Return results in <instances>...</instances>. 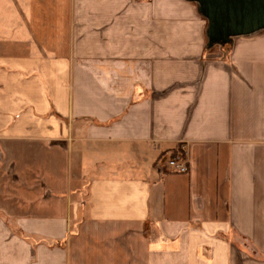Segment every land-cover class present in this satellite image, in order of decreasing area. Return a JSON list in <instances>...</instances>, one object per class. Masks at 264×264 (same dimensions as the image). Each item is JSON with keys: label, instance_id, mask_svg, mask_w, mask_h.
I'll return each instance as SVG.
<instances>
[{"label": "crops", "instance_id": "1", "mask_svg": "<svg viewBox=\"0 0 264 264\" xmlns=\"http://www.w3.org/2000/svg\"><path fill=\"white\" fill-rule=\"evenodd\" d=\"M0 264H264V31L0 0Z\"/></svg>", "mask_w": 264, "mask_h": 264}, {"label": "water", "instance_id": "2", "mask_svg": "<svg viewBox=\"0 0 264 264\" xmlns=\"http://www.w3.org/2000/svg\"><path fill=\"white\" fill-rule=\"evenodd\" d=\"M196 3L208 21L210 45L229 46L234 39L264 30V0H185Z\"/></svg>", "mask_w": 264, "mask_h": 264}, {"label": "built area", "instance_id": "3", "mask_svg": "<svg viewBox=\"0 0 264 264\" xmlns=\"http://www.w3.org/2000/svg\"><path fill=\"white\" fill-rule=\"evenodd\" d=\"M148 1V0H142ZM167 170L173 174H186L189 171V167L182 155L171 157L167 162Z\"/></svg>", "mask_w": 264, "mask_h": 264}, {"label": "trees", "instance_id": "4", "mask_svg": "<svg viewBox=\"0 0 264 264\" xmlns=\"http://www.w3.org/2000/svg\"><path fill=\"white\" fill-rule=\"evenodd\" d=\"M198 7H199V6H198ZM226 47H228V48H229V47H230V45H229V46H226Z\"/></svg>", "mask_w": 264, "mask_h": 264}, {"label": "rangeland", "instance_id": "5", "mask_svg": "<svg viewBox=\"0 0 264 264\" xmlns=\"http://www.w3.org/2000/svg\"><path fill=\"white\" fill-rule=\"evenodd\" d=\"M261 31H264V30H261Z\"/></svg>", "mask_w": 264, "mask_h": 264}]
</instances>
